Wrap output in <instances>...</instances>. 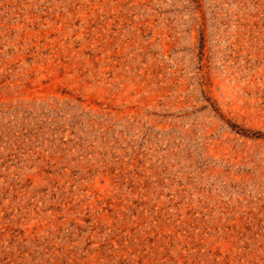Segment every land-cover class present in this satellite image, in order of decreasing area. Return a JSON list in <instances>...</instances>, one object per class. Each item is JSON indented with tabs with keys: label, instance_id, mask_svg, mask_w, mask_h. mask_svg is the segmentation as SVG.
Here are the masks:
<instances>
[{
	"label": "rangeland",
	"instance_id": "rangeland-1",
	"mask_svg": "<svg viewBox=\"0 0 264 264\" xmlns=\"http://www.w3.org/2000/svg\"><path fill=\"white\" fill-rule=\"evenodd\" d=\"M0 264H264V0H0Z\"/></svg>",
	"mask_w": 264,
	"mask_h": 264
}]
</instances>
